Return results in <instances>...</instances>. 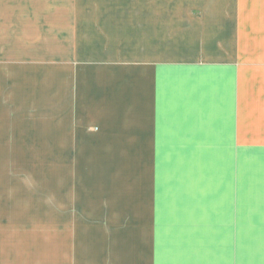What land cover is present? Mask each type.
I'll return each instance as SVG.
<instances>
[{"label": "crops", "instance_id": "1", "mask_svg": "<svg viewBox=\"0 0 264 264\" xmlns=\"http://www.w3.org/2000/svg\"><path fill=\"white\" fill-rule=\"evenodd\" d=\"M193 76L225 135L264 148V0H0V148L11 153L85 141L162 156V101ZM159 198L108 216L118 233L92 264H154Z\"/></svg>", "mask_w": 264, "mask_h": 264}, {"label": "clouds", "instance_id": "2", "mask_svg": "<svg viewBox=\"0 0 264 264\" xmlns=\"http://www.w3.org/2000/svg\"><path fill=\"white\" fill-rule=\"evenodd\" d=\"M154 264H264V148L225 135L198 77L162 101ZM28 190L38 188L20 174ZM44 202L56 207L54 194Z\"/></svg>", "mask_w": 264, "mask_h": 264}, {"label": "rangeland", "instance_id": "3", "mask_svg": "<svg viewBox=\"0 0 264 264\" xmlns=\"http://www.w3.org/2000/svg\"><path fill=\"white\" fill-rule=\"evenodd\" d=\"M94 146L84 141L64 153L32 155L0 148V263L60 264L64 243L66 264H92V256L96 260L103 243L118 233L113 222L119 219L108 216L151 209L143 200L160 196L162 156L104 154L108 144ZM22 172L38 188L28 190ZM50 193L56 207L44 202Z\"/></svg>", "mask_w": 264, "mask_h": 264}]
</instances>
